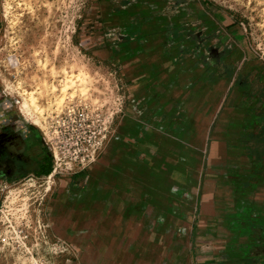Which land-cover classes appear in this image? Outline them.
<instances>
[{
    "label": "crops",
    "instance_id": "obj_1",
    "mask_svg": "<svg viewBox=\"0 0 264 264\" xmlns=\"http://www.w3.org/2000/svg\"><path fill=\"white\" fill-rule=\"evenodd\" d=\"M99 14L127 109L97 163L57 178L54 229L82 264H264V67H231V23L202 0H101ZM189 26L230 49L210 60Z\"/></svg>",
    "mask_w": 264,
    "mask_h": 264
},
{
    "label": "rangeland",
    "instance_id": "obj_2",
    "mask_svg": "<svg viewBox=\"0 0 264 264\" xmlns=\"http://www.w3.org/2000/svg\"><path fill=\"white\" fill-rule=\"evenodd\" d=\"M202 1L231 23V67L244 56L247 64L264 67V0ZM100 5L101 0H0V131L15 127L33 134L28 145L44 143L52 153L50 174L0 178V264H71L73 257L82 264L83 249L73 250L54 229L50 201L57 178L98 162L127 109V78L113 49L114 32L101 24ZM138 10L140 20L157 13L154 6ZM199 29L189 26L187 37L209 49L210 60L217 51L222 58L230 45L223 38L216 50L210 42L203 45L199 31L206 29ZM32 97L36 103L25 117L19 105ZM98 250L105 260L107 249Z\"/></svg>",
    "mask_w": 264,
    "mask_h": 264
},
{
    "label": "flooded vegetation",
    "instance_id": "obj_3",
    "mask_svg": "<svg viewBox=\"0 0 264 264\" xmlns=\"http://www.w3.org/2000/svg\"><path fill=\"white\" fill-rule=\"evenodd\" d=\"M32 135L15 127L0 131V178L13 179L22 174H39L52 165V153L44 143L33 146L30 142L28 145V136Z\"/></svg>",
    "mask_w": 264,
    "mask_h": 264
},
{
    "label": "bare ground",
    "instance_id": "obj_4",
    "mask_svg": "<svg viewBox=\"0 0 264 264\" xmlns=\"http://www.w3.org/2000/svg\"><path fill=\"white\" fill-rule=\"evenodd\" d=\"M35 98L32 97L31 101L28 99L27 101L21 103L19 105V109L21 111V113L25 116V117H30L31 116V107H33L32 105L35 104ZM36 121V120H35ZM37 122L39 123V121L37 120ZM36 122V123H37Z\"/></svg>",
    "mask_w": 264,
    "mask_h": 264
},
{
    "label": "trees",
    "instance_id": "obj_5",
    "mask_svg": "<svg viewBox=\"0 0 264 264\" xmlns=\"http://www.w3.org/2000/svg\"><path fill=\"white\" fill-rule=\"evenodd\" d=\"M51 172H52V169H51V167H49L45 171H43L42 173H39V174L47 175V174H50ZM241 264H244V263H241Z\"/></svg>",
    "mask_w": 264,
    "mask_h": 264
}]
</instances>
